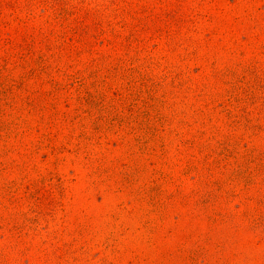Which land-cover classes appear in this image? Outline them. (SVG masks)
Segmentation results:
<instances>
[{"label": "rangeland", "instance_id": "obj_1", "mask_svg": "<svg viewBox=\"0 0 264 264\" xmlns=\"http://www.w3.org/2000/svg\"><path fill=\"white\" fill-rule=\"evenodd\" d=\"M0 264H264V0H0Z\"/></svg>", "mask_w": 264, "mask_h": 264}]
</instances>
